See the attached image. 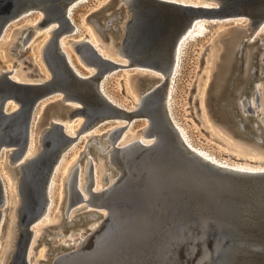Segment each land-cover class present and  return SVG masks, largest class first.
Returning a JSON list of instances; mask_svg holds the SVG:
<instances>
[{
	"label": "water",
	"instance_id": "obj_1",
	"mask_svg": "<svg viewBox=\"0 0 264 264\" xmlns=\"http://www.w3.org/2000/svg\"><path fill=\"white\" fill-rule=\"evenodd\" d=\"M74 1L0 0V38L13 24L41 11L45 12V18L39 27L53 21L58 24L44 54V62L51 72L49 80L18 82L9 76L12 71L0 77V153L12 152V163L18 164L15 169L20 174L18 234L9 264H31L33 230L46 211L51 179L58 172L61 157L76 139L66 132L59 120L82 118L83 129L96 124H114L110 137L114 149H118L132 119L149 116L152 120L154 113V132H149L148 140L157 132L161 140L150 146L139 143L126 159L116 157L115 169H110L113 174L121 170L122 175L108 192L94 189V163L90 165L86 192L93 207L79 214L74 224L101 218L103 211H107L100 226L95 231L85 228L87 238L81 251L61 245L56 249L59 256L55 260H43L41 264H264V171L237 172L203 158L180 139L165 108L176 49L184 34L197 22V15L203 12L222 17L251 11L264 18V0H222L220 7L170 0H134L129 7L130 15L125 0H109L90 12L87 22L94 26L101 47L108 46L109 42L114 47L120 46L130 62L124 65L104 57L88 40L87 33L78 42L77 52L82 56V65L95 70L90 77L76 72L60 45L63 38L77 35L74 12L89 0L72 4ZM126 19L123 31L122 23ZM235 19L222 22L230 23ZM219 20L211 21L208 27H215ZM33 34V29H29L12 51L23 54V47ZM222 41L225 52L215 87L230 52L233 59L228 60L229 74L224 88L220 93L215 91L207 101L209 111L216 120L233 128L234 133L247 139L255 138L256 144L264 147V128L254 115L255 108L247 101L253 91L256 102L259 101L255 81L264 79V54L261 58L257 55L264 50V38L255 47L257 39L250 42L242 37L236 50L232 36ZM207 49L208 46L203 56ZM248 51L252 59L247 68ZM74 63L78 67L77 62ZM136 68L146 73L138 78L141 93L149 92L144 103L147 109L141 108L139 113L114 104L101 90L102 81L106 78L103 82L106 90L110 79L105 77L107 72L112 71L111 75L116 76L123 70L135 71ZM56 96H64V99L49 102L40 117L39 127L44 135L38 156L21 163L29 148L38 110ZM13 104L17 109L11 111ZM259 138L262 142H258ZM91 150L94 154L97 152L94 147ZM78 174L79 167H76L67 210L83 201ZM3 200L0 178V207ZM192 204L200 210H195ZM70 225L65 218L62 226L68 229Z\"/></svg>",
	"mask_w": 264,
	"mask_h": 264
},
{
	"label": "bare ground",
	"instance_id": "obj_2",
	"mask_svg": "<svg viewBox=\"0 0 264 264\" xmlns=\"http://www.w3.org/2000/svg\"><path fill=\"white\" fill-rule=\"evenodd\" d=\"M108 1L109 0H106L105 2H100V4L97 5L96 7H94L92 9V11L103 6ZM170 1L178 2V3H182V4H191V5H195V6H206V7H220L221 5H223L222 0H170ZM76 2H77V0L72 2V4H75ZM124 4L127 7V9H129V7L134 4V0H125ZM130 9L128 10L129 15L131 14ZM44 13L45 12H43V11L39 12L35 20H32V21L29 20L25 23V25L22 28L16 29V32H17L16 38L13 40V42H7V44L10 43L9 44L10 45L9 46V52L11 51V53L19 55L21 52L20 53H18V52L14 53L12 51V48L15 47L18 44V42L21 43V41H20L21 37H23L25 35V33L28 32L29 29H33L34 34L32 35V39L28 42V45L26 47H23V51H28L32 48V42H34L33 39L36 35L38 37V36H41L40 34H43V35L45 34L43 39H42L40 48H39V55L41 57V60H43V62H44V54H45L46 46L50 42L52 31L54 30V27L56 25H58L56 21H53V22L49 23L48 25L44 26L43 28L39 27L38 24L40 22H42L45 18ZM233 13H235V14L217 17V16H211L210 14H205V13L201 12V14L199 13L197 15V18H196L197 22L194 24V26L191 28V30L188 31L187 33H185L184 36L181 38V40L178 44V47L176 49V55H175L176 58H175V63H174V67H173V73L171 75L169 89L167 91V95H166V99H165L166 116L173 120V124H174V126H176V128L178 130V136L180 137V139H182L190 148H192V150H195V152H198L203 158L208 159L217 165L224 166L228 169H231V170H234L237 172L257 173V172L264 171V158L255 159V161H252L251 163H247V164L237 163V162L232 163V162H229L227 160L219 159L217 156L209 153L208 151H206L202 148L196 147L193 144V141L191 140V138L188 135L189 132L186 131L183 127H181V125L177 122L178 119H177L176 114H175L176 101L174 100V97L177 93L175 88H177L176 86H177V82H178L179 77H180L181 72H182L183 63L185 61V58L187 56L189 49L192 48L193 44L198 39L204 38L207 35H209L211 28H209L208 25L210 24L211 21L214 22V21H217V19H220L219 22L216 23V26H221V25L233 23L231 30L229 29V31L225 35H223V31L220 32L219 34H217L215 36L214 41H216V42L215 43L211 42L207 45L208 49H207L206 53L204 54V64L207 62L206 68H207V70H210L211 74H213V75H216V69H217V72L219 73L218 68H219V65L221 64V60H222L221 56L225 52L224 45L221 46V44H223L222 40H224L226 37L232 36V39L235 41V44L233 43V49L234 50H236L237 48L240 47L238 40H240L242 37H244L246 40H248L250 42L255 40V39H257L258 41L263 40V38H259L260 35L262 34L263 30H264V18H261L262 15H260L258 13H252L251 11H249V13H245V12H239L237 14H236V12H233ZM232 17H234V18L236 17V19L231 21L230 23H229V21H227L226 23L222 22L224 19H228V18H232ZM128 18L129 17H127V19ZM127 19L122 23L123 31L126 28ZM74 21H75V19H74ZM244 24H246V25H244ZM75 25H76V28L74 30V33L82 34L80 36V38L76 41H68V42H66L65 40L68 39L69 37L63 38L61 40L60 45L62 46V48L65 51V56H66L67 60L69 61V63L73 66V68L76 70V72L80 76L90 77L95 73V70L93 68H90V69L87 68L88 72L83 73L74 63L73 56L67 50L68 49L67 47L69 46L71 49H73L75 52H77L78 42L83 40L85 38V34H87V33L89 34L88 40L94 44V46L99 50V52L104 57L110 58L111 60H114L120 64H124V65L129 64L130 60L125 56V53L120 46L114 47L112 42H109L108 46H104V47L100 46L101 42H100L99 36L97 35V33L94 29V26L87 22L86 14L83 15L82 22L77 23L75 21ZM82 28H83V30H81ZM9 30H10V28H8V30L6 32H4V34L0 38V40L3 39L8 34ZM78 31H80V32H78ZM254 34H257V35H254ZM6 46H5V48H7ZM194 50H195V52H197V54L199 53V51H197V49H194ZM209 50H210V53H209V57H208ZM77 54H78V61L81 64H83V62H82L83 59H82L81 54L78 52H77ZM232 54H233V52L229 53L228 60L233 59ZM201 56L203 57V53L201 54ZM251 59H252L251 53L248 51L247 55H246V67L247 68L250 66ZM228 60L225 63V70H224V72H222L223 74L220 71L221 76H220V78L216 84V87H215L216 88L215 91L217 93H220V91L224 88V85L226 83V78L229 74V70H228V67H229L228 63L229 62H228ZM31 61L33 62V60H31ZM136 69L137 70H135V71H136L137 75L133 76V78H131V80H130V78L128 79L129 84H130V88L132 87V89H131L133 92L132 95L135 98L133 100V107L127 108L126 106L119 103L111 95L108 94V92L103 87V82L106 78L101 83V90L106 94V96L109 98V100H111L114 104H117L118 106H121V107L129 110L130 112L136 111L139 113V112H141L140 111L141 108L143 109V111H146V109H147L144 103H145L146 97L148 96L149 92L141 93V90H140L139 84H138V78H139V76L144 75L146 73L144 71L138 70L139 68H136ZM47 70L50 72L48 67H47ZM8 71H12L9 74V76L12 79H14L15 81H18V82H23V83H43V82H46L47 80H49L51 78V72H50V76H48V75L44 74L41 70H38V72L35 73V76L32 78V77H30L29 73L24 71L23 67H18V69H16V70H14V69L13 70H5L4 68L1 67L0 68V77L3 76L2 74H4V72H8ZM111 74H112V71L107 72L105 77H110V79H111L112 77H114ZM151 74H153L155 76L163 77L161 74H158V73H151ZM213 80L216 81L217 79L215 78ZM108 81L109 80H107V82ZM256 86H257V94L259 95L258 103L255 100L256 95L254 94V91L251 94V96H254V97H251L250 99L248 98L249 100H247V101H248V104L252 105L253 108H255L254 115L257 116L261 127L264 128V94L262 95L260 93V91H261L260 86L261 85L256 83ZM59 99H64V96H56V97L50 99L49 101L44 102L41 105L40 109L38 110V112H40V111L41 112L37 113L38 118L35 121V124L33 126L29 148H28L26 155L20 160L21 163L25 164L27 159H31V158L38 156V154L41 150V140H42V137L44 135V130H42L39 127V123L41 120L40 117L42 115V112H43L45 106L49 102L56 101ZM208 99L209 98H207L206 101H208ZM240 103L242 104V100H240ZM206 104L208 105V103H206ZM262 106H263V108H262ZM242 107L244 108L245 106H242ZM246 108H244V109H246ZM16 109H17V106L14 104L11 105L9 108V110H11V111L16 110ZM258 109H259V111H257ZM154 114H153V116H154ZM246 114H248V113H246ZM153 116H152V120L150 119L149 116L148 117L144 116V118H142V119L141 118H133L132 123H130L128 125L127 129L125 130V133L122 137L120 145H118V149H114L115 147L112 144L111 137H110L111 131L115 128L114 124H111L109 127L106 128V130L103 133H101L102 131L100 129L101 128L100 124H96L94 126H90L88 128L83 129L84 120L82 118H78L77 120H72V121L59 120V122H61L65 126L66 132L70 136L75 137L76 139H74L73 142L70 143V146H69L67 152L61 157V161L56 168V172L57 171L58 172H57L56 176H53L51 179V182L49 185V201H48L46 211L44 212L43 216L39 219V221L37 222V224L35 225L34 230H33L31 247H30V255H29V257H31V256L33 257L31 264H41V261L48 260V259L55 260L59 256L58 255L59 251L56 249L61 245L72 246V249H74V251H81L82 250V248L84 247V243L86 241V238H87V234H84V232H85L84 227L81 226L80 229L73 231L70 235L66 236V230L67 229H65L62 226V222L66 218L69 222H71L70 228L76 227L74 224L76 217L81 213L87 212L88 210L92 209V207H93L89 204L90 197H89V194L86 192V182H87L86 176L89 172V168H90L91 163H94V175H95L94 189L97 191L104 190L105 192H108L111 189V187L114 184H116V181L122 175L121 170H117V173L113 174L112 169H110V168L115 169L114 168L115 167L114 159L116 157H120L121 159H126L129 155H131L137 149V147L139 146V143H143L146 146H150V145H154V143L155 144L158 143L161 140V138H158V136L161 137V134L157 131H156L157 133L154 135V138L152 137L151 140H148V139H150V137H148L149 132L153 131V123H154ZM139 119L140 120L144 119V121L146 120L147 125L142 126L141 130L133 132L132 126H134L139 121ZM117 121H118V123H121L119 120H117ZM122 123L127 124L126 121L122 122ZM254 125L256 128H258L257 123L254 122ZM232 132H233V129H232ZM234 135L235 136H241V135H238L236 133H234ZM178 136H177V138H178ZM85 140L87 141V144L85 145V148H84L85 150L83 152L79 153V156L77 157L78 152L76 153L75 150L77 148H79V146ZM258 142H262L261 138H259ZM229 144H230V142H229ZM229 144H228V146H229ZM232 146L234 147V144H231V147ZM91 147L92 148L94 147L95 150H97V152H95V154L92 153ZM259 147L264 148L262 146H259ZM3 154H5V156ZM11 155H12L11 151H2L0 153V160L2 159V161H3V159L5 158L3 161L4 169L5 170L8 169L10 171V172H6L4 174H2L0 172V178L2 180L3 189H4V200H3V203L0 207V238L2 239V238H4V236L7 235L5 240L2 241V243H0V245H1V247H0V264H7L8 263V259L11 256L12 251L14 249L16 237L18 234V209L21 205L20 189H19L20 174H18V171L15 169L16 166L18 165L17 163H14L15 167L9 166L12 163ZM2 156H4V157L1 158ZM233 157H236V156H233ZM82 160H84L83 161L84 163H81ZM240 160L247 161V160H244L243 158H240ZM68 161H69V163L65 167V165ZM252 163H254V164H252ZM76 167H79V174H78L79 184H78V186L83 193V201L80 202L79 204L73 205L69 210H67V207L70 203V189H71L72 174H73L74 168H76ZM63 168H64V171H63L62 179L60 181L61 182V192H60L61 197H60V199L62 200L64 198V194H63V187H64V192H65L64 202L66 204L63 207L64 208L63 214H61L60 210L58 209L55 216H54V220L50 221L49 217H50V214H51V212L55 206L54 196H55V189L57 187V179L61 175V171ZM15 171L19 175V179L16 181H14V178L16 179L15 174H14ZM81 174L83 175L82 178H81ZM125 178H124V180H125ZM5 179L7 180L8 184L5 181ZM82 179L85 180L84 183H82ZM101 181L104 182V185L102 187H98V184ZM63 203H62V205H63ZM81 204H85V205L81 206ZM192 206L195 210H200V208H198L196 204H192ZM8 209H10L11 212L9 213V215H4V212L7 211ZM14 214H15V216H14ZM106 216H107V211L106 212L103 211L102 217L93 219L92 222L89 225H87L88 228H90L91 231H95L100 226V224L102 223L103 219ZM45 219H46V221L49 220V222L44 225L42 223V221H44ZM41 224L43 226H41ZM51 231H53V232H51ZM54 231L56 233H54ZM47 234H49V237H51V240L48 239V240H46V242H52L54 240V237H56V238L60 237L61 241L57 242L55 247H51L49 249V251H47L48 255H49L48 257L46 256V252H42L41 256H39V259L36 258V260H35L36 254H33V251H35L38 248V246H40L41 241L44 239L45 236H47ZM34 243H36V245H34ZM34 246H37V248L35 250L33 249Z\"/></svg>",
	"mask_w": 264,
	"mask_h": 264
},
{
	"label": "rangeland",
	"instance_id": "obj_3",
	"mask_svg": "<svg viewBox=\"0 0 264 264\" xmlns=\"http://www.w3.org/2000/svg\"><path fill=\"white\" fill-rule=\"evenodd\" d=\"M105 1L106 0H89L87 3L80 5L74 12L75 21L77 23L82 22L83 15L86 14L87 16L94 7L99 5L100 2H105ZM37 15L38 14H34L26 19H23L22 21L13 24L10 27L8 34L3 39L0 40V68L2 67L5 70H13V69L16 70L18 69V67H23L24 71L29 73L30 77L32 78L35 76V73H37L38 70H41L44 74L50 76V72L47 70L45 62L41 60V57L39 55V48L45 34L44 35L40 34L41 36L38 37L36 35L33 39L34 42H32V48L28 51H23V54L20 53L19 55H16L11 53V51L9 52L10 43L7 44V42H13V40L16 38L17 36L16 29L22 28L25 25V23L29 20L30 21L35 20ZM232 26L233 23L221 25V26H215L211 28L209 35H207L204 38L198 39L193 44L192 48L189 49L185 61L183 63L181 75L177 82V86H176L177 88H175L177 91L174 97V100L176 101L175 114L178 119L177 122L181 125V127H183L186 131L189 132L188 135L196 147L208 151L209 153L217 156L219 159L227 160L232 163L237 162V163L247 164V163H251L252 161H255V159L264 158V148H260L256 144L255 138L247 139L242 136H235L234 133L232 132L233 128H229L227 124L222 123L220 120H216V118L212 116L211 113L209 112V106L206 104L207 98H209L208 100H210L211 96L216 90L214 86L215 80L213 79H215L216 76H218V72L216 69V75H213L211 74L210 70H207L206 68L207 62L204 64V56L202 58L201 54L204 52V49L209 43L216 42L214 41V39L217 34L223 31V35H225L229 31V29L231 30ZM81 35L82 34L71 36L65 41L66 42L76 41L80 38ZM263 36H264V30L259 38H264ZM259 44L260 41H258L255 44V47L259 46ZM5 46L7 48H5ZM221 46H223V44H221ZM67 48H68L67 50L72 54L74 61L77 62L79 69L85 71L87 68H85L78 61L77 52H75L69 46ZM194 49H197L199 53L197 54V52H195ZM210 50L208 52V57ZM263 54H264V50H261L259 52V55L257 56L261 58ZM31 60H33V62ZM259 72L261 73V69L259 70ZM135 75H137L136 71L123 70V72L119 73L117 76H114L111 79H109V81L106 84V91L108 92V94L111 95L116 101L126 106L127 108L133 107V100L135 99L134 96L132 95L133 94L131 90L132 87L130 88L128 79L130 78L131 80V78H133V76ZM256 83L261 85L260 93L263 95L264 79L256 80L255 84ZM251 97L254 96L249 95L248 98L250 99ZM257 111H259V109ZM146 125H147L146 120L145 121L144 119L139 120L134 126H132V131L133 132L139 131L142 129V126H146ZM109 126H110L109 124L107 125L105 124L101 126L100 128L102 131L101 133H103L106 130V128ZM227 143L229 144V146ZM86 144L87 141L85 140L79 146V148L75 150L76 153L78 152L77 157L79 156V153L85 150L84 148ZM231 144H234V147L232 146L233 148L231 147ZM3 155L5 156V154ZM4 156H2L1 158H3ZM240 158H243L244 160L247 161L240 160ZM3 161L2 159L0 160V165L2 166V167L0 166L1 169L0 172L2 174L6 172H10L8 169L6 170L4 169ZM69 161L66 163L65 167L67 166ZM83 161L84 160H82L81 163H84ZM9 166L15 167V164L11 163ZM64 168L61 171V175L57 179V187L55 189V196H54L55 206L50 214L49 217L50 221L54 220V216L58 209L60 210V213L63 214L64 211L63 207L66 204L64 202L65 200L64 187H63L64 198L62 200L60 199L61 197L60 181L62 179ZM14 174L16 177V179L14 178V181H16L19 179V175L16 173V171ZM82 174H81V178L83 177ZM5 181L7 182L6 179ZM84 182L85 180L82 179V183ZM103 185L104 182L101 181L98 184V187H102ZM83 205L85 204H81V206ZM10 212H11L10 209H8L7 211L4 212V215H9ZM49 220L46 221L45 219L44 221H42V223L45 225L49 222ZM91 222L92 221H89L86 222L85 224H79L76 225V227L68 228L66 230V236L70 235L73 231L80 229L81 226H83L84 229L88 228L87 225H89ZM41 226L43 225L41 224ZM6 236H4V238L2 239L0 238V243H2V241L5 240ZM48 239L51 240L49 234H47V236L44 237V239L41 241L40 246H38V248L35 251H33V254H36L35 260L36 258L39 259V256H41L42 252H46V256L48 257L49 255L47 251H49L51 247H55L57 242L61 241L60 237L59 238L54 237V240L52 242H46V240ZM34 245H36V243H34ZM10 260H11V256L9 257L7 264L10 263Z\"/></svg>",
	"mask_w": 264,
	"mask_h": 264
}]
</instances>
